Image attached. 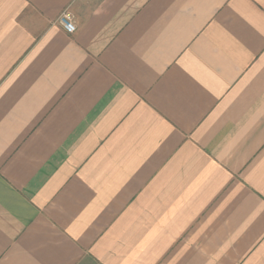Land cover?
<instances>
[{
  "label": "crops",
  "instance_id": "0c3cea01",
  "mask_svg": "<svg viewBox=\"0 0 264 264\" xmlns=\"http://www.w3.org/2000/svg\"><path fill=\"white\" fill-rule=\"evenodd\" d=\"M0 264H264V0H0Z\"/></svg>",
  "mask_w": 264,
  "mask_h": 264
},
{
  "label": "built area",
  "instance_id": "2783aa9c",
  "mask_svg": "<svg viewBox=\"0 0 264 264\" xmlns=\"http://www.w3.org/2000/svg\"><path fill=\"white\" fill-rule=\"evenodd\" d=\"M58 23L69 33L76 31V24L74 21L73 14L69 7H66L59 15L57 19Z\"/></svg>",
  "mask_w": 264,
  "mask_h": 264
}]
</instances>
